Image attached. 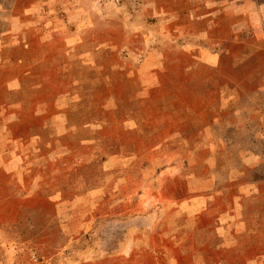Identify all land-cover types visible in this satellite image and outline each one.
Listing matches in <instances>:
<instances>
[{
  "label": "rangeland",
  "instance_id": "374dc122",
  "mask_svg": "<svg viewBox=\"0 0 264 264\" xmlns=\"http://www.w3.org/2000/svg\"><path fill=\"white\" fill-rule=\"evenodd\" d=\"M0 264H264V0H0Z\"/></svg>",
  "mask_w": 264,
  "mask_h": 264
},
{
  "label": "crops",
  "instance_id": "0c3cea01",
  "mask_svg": "<svg viewBox=\"0 0 264 264\" xmlns=\"http://www.w3.org/2000/svg\"><path fill=\"white\" fill-rule=\"evenodd\" d=\"M262 112H263L262 110H257V113H260V115H261Z\"/></svg>",
  "mask_w": 264,
  "mask_h": 264
}]
</instances>
